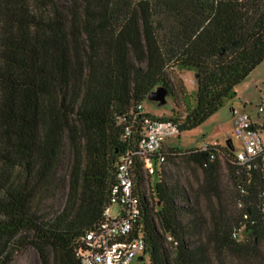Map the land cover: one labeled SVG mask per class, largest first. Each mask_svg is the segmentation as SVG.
Wrapping results in <instances>:
<instances>
[{
  "label": "trees",
  "instance_id": "trees-1",
  "mask_svg": "<svg viewBox=\"0 0 264 264\" xmlns=\"http://www.w3.org/2000/svg\"><path fill=\"white\" fill-rule=\"evenodd\" d=\"M263 61L264 0H0V264L28 244L43 264L45 249L57 264H79L86 233L111 205L121 158L137 148L143 119L153 118L137 106L161 93L177 106L171 72L191 70L194 104L160 119L179 133L195 129ZM66 144V203L44 214L38 202L53 190ZM217 149L169 148L167 156L202 169L208 217L160 169L149 201L134 160L141 214L133 235L144 240L149 264H264L260 161L236 165L228 141L222 163Z\"/></svg>",
  "mask_w": 264,
  "mask_h": 264
},
{
  "label": "rangeland",
  "instance_id": "rangeland-1",
  "mask_svg": "<svg viewBox=\"0 0 264 264\" xmlns=\"http://www.w3.org/2000/svg\"><path fill=\"white\" fill-rule=\"evenodd\" d=\"M172 86L178 95V105L174 103V98L169 93L163 96L155 94L146 98L142 102L143 112L153 117H171L175 114L184 116L186 107L194 104V94L196 83L194 72L191 70H175L171 72ZM235 96L226 99L218 110L206 119L200 126L188 131H181L166 141L170 149L189 151L200 149L204 145L218 144L222 148L227 146L230 141L233 146V153L240 149L239 141L233 134V113L232 110L247 113L251 120L261 127L264 124V116L259 115L257 106L264 103V61L260 63L247 77L235 88ZM185 101V102H184ZM264 140V132H262ZM71 150L68 144L62 152V158L53 190L48 192L43 200L38 202V208L44 214H49L61 210L68 195V172L71 162ZM224 163L223 156L219 157ZM161 179L169 186L185 194L189 199V204L197 207L205 216L208 217V203L199 188L203 181V171L192 160L187 157L180 159L168 158L167 162L161 167ZM221 182L224 190L232 191L230 173L226 167L221 171ZM157 181V175L145 178L144 190L149 201H154L153 185ZM196 206V205H195ZM120 207L117 204L109 206L112 216L118 214ZM242 230L241 238L245 236ZM45 255L49 259V264H57L53 258V252L45 249ZM9 264H43L38 250L28 244L22 249L15 251L12 261ZM129 264H149L147 256L143 260L134 259Z\"/></svg>",
  "mask_w": 264,
  "mask_h": 264
},
{
  "label": "built area",
  "instance_id": "built-area-1",
  "mask_svg": "<svg viewBox=\"0 0 264 264\" xmlns=\"http://www.w3.org/2000/svg\"><path fill=\"white\" fill-rule=\"evenodd\" d=\"M137 110L143 112L142 106L138 105ZM257 110L264 116V103L259 104ZM232 113L233 134L240 144V149L234 153L233 163L249 170L258 159L264 178V124L259 127L245 112L232 110ZM175 134H179L177 125L170 120L157 117L143 119L139 144L133 152L121 158L115 184L110 190V204H117L119 212L112 216L107 207L98 226L86 233L84 245L77 251L79 264H129L134 259L143 260L145 242L140 236L133 235L134 225L141 214L133 179L134 160L141 165L145 178L154 177L167 162L169 147L166 141ZM208 146L218 147L216 152L222 156V147L218 144L204 145L201 149ZM214 156L212 154L211 158ZM168 240L172 239L168 237Z\"/></svg>",
  "mask_w": 264,
  "mask_h": 264
},
{
  "label": "water",
  "instance_id": "water-1",
  "mask_svg": "<svg viewBox=\"0 0 264 264\" xmlns=\"http://www.w3.org/2000/svg\"><path fill=\"white\" fill-rule=\"evenodd\" d=\"M161 96H163V93L160 94ZM151 96V95H150Z\"/></svg>",
  "mask_w": 264,
  "mask_h": 264
}]
</instances>
